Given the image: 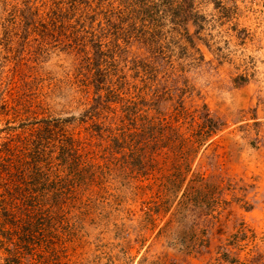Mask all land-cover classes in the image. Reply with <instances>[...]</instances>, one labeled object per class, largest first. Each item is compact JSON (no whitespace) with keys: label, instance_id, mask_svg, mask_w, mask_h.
Listing matches in <instances>:
<instances>
[{"label":"rangeland","instance_id":"1","mask_svg":"<svg viewBox=\"0 0 264 264\" xmlns=\"http://www.w3.org/2000/svg\"><path fill=\"white\" fill-rule=\"evenodd\" d=\"M97 1L120 94L88 130L63 27L23 34L0 0V136L53 119L76 138L75 171L22 180L40 197L21 264H264V0ZM186 115L215 122L194 155L168 130Z\"/></svg>","mask_w":264,"mask_h":264},{"label":"trees","instance_id":"2","mask_svg":"<svg viewBox=\"0 0 264 264\" xmlns=\"http://www.w3.org/2000/svg\"><path fill=\"white\" fill-rule=\"evenodd\" d=\"M48 5L49 8L40 14L31 2L20 0L16 12L19 18L17 20L23 28L21 33H34L39 27L51 28L50 30L54 27H63L64 32L60 33L58 43L65 53L77 59V65L81 69L83 91L87 93L86 111L89 115L87 117L89 124L85 129L92 130L93 127L96 130L102 125L101 120L105 118L102 116L103 110H109L113 100L119 99L120 94L116 80H111L109 76L112 72L116 73V70H112L113 67L105 60L96 57L95 51L101 47L100 35L91 31L95 24L94 17L101 11H110L111 8L97 0H52ZM105 6L108 8L105 9ZM111 61L113 62V59ZM188 116H190L188 119L186 115V119L176 124L174 130H168L171 140L185 144L188 153L194 155L206 137L214 131L215 122L205 115L198 116L200 120ZM92 123H96L97 126ZM104 129L105 126L100 130ZM68 133L65 120L59 122L44 119L35 123V126L14 133L10 130L4 131V135L0 136V260L2 264H21L22 244L25 243L23 235L27 231L26 226L23 228V225L33 224L31 216L39 203L40 194L27 193L28 191L21 188L22 180L31 175L28 177L39 181L38 175L44 166L64 174L77 169L76 157L73 154L76 153L74 145L76 138ZM108 136L114 139L115 143L119 139L118 133H115L113 128H109ZM78 145H80L79 141ZM84 146L86 143L82 147Z\"/></svg>","mask_w":264,"mask_h":264}]
</instances>
